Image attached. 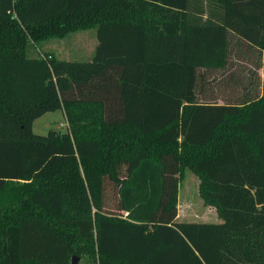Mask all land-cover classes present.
Here are the masks:
<instances>
[{
    "label": "trees",
    "instance_id": "trees-1",
    "mask_svg": "<svg viewBox=\"0 0 264 264\" xmlns=\"http://www.w3.org/2000/svg\"><path fill=\"white\" fill-rule=\"evenodd\" d=\"M90 29V61L31 53ZM233 38L264 58V0H0V264H264V100L209 91ZM186 169L221 222H179Z\"/></svg>",
    "mask_w": 264,
    "mask_h": 264
},
{
    "label": "rangeland",
    "instance_id": "rangeland-1",
    "mask_svg": "<svg viewBox=\"0 0 264 264\" xmlns=\"http://www.w3.org/2000/svg\"><path fill=\"white\" fill-rule=\"evenodd\" d=\"M95 34L96 29L80 31L77 33L69 34L66 38H55L51 40L43 41L38 45L33 52H57L60 51L62 58H71L70 54L72 47H79L84 52H92L95 48ZM58 48V49H57ZM243 44H238L235 38L230 42L229 47V60H231V68L229 65H225L222 69L212 70L210 73V79H213L217 74H227L230 69H236L238 76H242L238 84L234 85L231 82H219V84H211L210 93L214 100L222 103L218 100L219 97L231 99L235 101H250L253 104L261 103L264 100V68H259L257 65L260 62L264 66V58L259 55L257 50L245 52ZM59 56V54H58ZM56 55V58L58 57ZM60 57V56H59ZM66 62H79L68 61ZM88 68V66H87ZM137 67H129L127 69L128 80L134 81L137 84L138 71ZM131 94V90H129ZM133 93V92H132ZM246 96L245 99L243 97ZM250 103V104H251ZM249 110L245 111L244 115H247ZM237 121H233L230 126L232 130L236 126ZM50 131H58L60 133H66L69 131L66 117L62 110L56 112L47 113L41 118L37 119L33 125V132L36 135L47 136ZM196 154L188 156L193 160ZM200 184L201 180L189 169L185 170L184 178L180 184L179 190V222H193V223H219L222 220L218 217L215 208L206 206L202 197L200 196ZM15 187H10L8 196L15 197ZM7 194L5 197H7ZM4 199V197H2ZM11 199V197H10ZM74 214L72 211L67 212V215ZM78 257V256H77ZM81 258L80 264H91L86 257Z\"/></svg>",
    "mask_w": 264,
    "mask_h": 264
},
{
    "label": "crops",
    "instance_id": "crops-1",
    "mask_svg": "<svg viewBox=\"0 0 264 264\" xmlns=\"http://www.w3.org/2000/svg\"><path fill=\"white\" fill-rule=\"evenodd\" d=\"M90 30H92V29H90ZM83 31H87V30H83ZM78 32H80V31H78ZM75 33H77V32H75ZM71 34H73V33H71ZM67 37V36H66ZM66 37H64V38H66ZM64 38H60V39H64ZM51 39H55V38H50V39H48V40H51ZM95 48L93 49V51L92 52H90V53H88V52H84L81 48H79V47H72L73 49L71 50V52H70V54L72 55V57L70 58H68V59H66V58H62V56L63 55H61V53H60V51L58 50V54H59V56H58V54H57V52H46V53H49V54H52V55H54V57L56 58V55L58 56L56 59H58V60H62V59H66V60H68V61H79V62H87V61H90V60H92L93 59V57H94V55H95V53H96V49H97V46H98V39H97V30H96V34H95ZM46 41V40H45ZM43 43V42H42ZM58 49V48H57ZM40 52H42V51H40ZM43 53H45V52H43ZM99 69H101V67L99 68ZM127 82V81H126ZM133 90V89H132ZM125 91L128 93V89H127V87H125ZM136 99H139V97H138V95L136 96ZM140 99H141V97H140ZM63 111V113H64V115H65V112H64V110H62ZM141 111H142V108H141V106L140 107H138V106H136V107H133V109L132 108H130V114H136V113H138V114H141ZM66 117V116H65ZM67 124H68V122H67ZM34 125V124H33ZM69 126V125H68Z\"/></svg>",
    "mask_w": 264,
    "mask_h": 264
},
{
    "label": "water",
    "instance_id": "water-1",
    "mask_svg": "<svg viewBox=\"0 0 264 264\" xmlns=\"http://www.w3.org/2000/svg\"><path fill=\"white\" fill-rule=\"evenodd\" d=\"M81 259L77 256H73L71 260V264H80Z\"/></svg>",
    "mask_w": 264,
    "mask_h": 264
}]
</instances>
